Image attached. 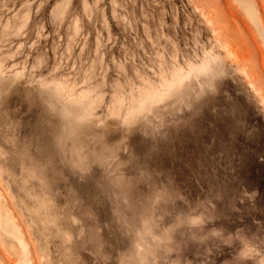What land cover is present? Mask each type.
I'll return each instance as SVG.
<instances>
[{
	"label": "rangeland",
	"instance_id": "374dc122",
	"mask_svg": "<svg viewBox=\"0 0 264 264\" xmlns=\"http://www.w3.org/2000/svg\"><path fill=\"white\" fill-rule=\"evenodd\" d=\"M241 2L0 0V192L28 244L0 264H264Z\"/></svg>",
	"mask_w": 264,
	"mask_h": 264
},
{
	"label": "bare ground",
	"instance_id": "6f19581e",
	"mask_svg": "<svg viewBox=\"0 0 264 264\" xmlns=\"http://www.w3.org/2000/svg\"><path fill=\"white\" fill-rule=\"evenodd\" d=\"M241 3H242V6L245 8V10L250 14L252 19L256 22V24L261 28V30H262L261 32H262V35L264 37V29L262 28L261 18L259 16L258 11L255 9L256 7L254 6V3L250 2L248 0H242ZM250 81L253 82L252 80H250ZM253 86H254V84H253ZM146 96H150V93L147 94ZM147 98L149 100V97H147ZM155 99H156V97H155ZM4 206H5V198L3 197V195L0 192V238L6 247L8 246V247H11L13 249H17V251L18 250L20 251L24 248L25 245H26V247H28V244L23 238V233H21L18 229L20 227L17 228L14 220L9 215V212H8L9 210L6 211L7 208L5 209ZM24 255H26V254H24ZM24 261L28 264H31L27 258H24Z\"/></svg>",
	"mask_w": 264,
	"mask_h": 264
}]
</instances>
